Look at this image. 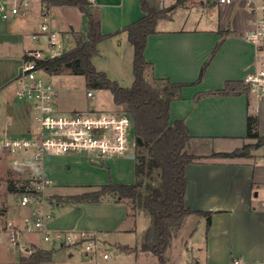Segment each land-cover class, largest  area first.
<instances>
[{"label": "crops", "instance_id": "0c3cea01", "mask_svg": "<svg viewBox=\"0 0 264 264\" xmlns=\"http://www.w3.org/2000/svg\"><path fill=\"white\" fill-rule=\"evenodd\" d=\"M37 1L41 8L40 0ZM147 1L149 3V0ZM93 2L96 8L93 12L100 19L101 31L104 34H111L98 46L101 45L104 52L112 49V67L124 68L127 64L129 67L131 63L133 64V45L124 28L144 15L139 1L93 0ZM159 2L158 9H166L173 6L176 0H159ZM151 6L157 8L153 4ZM171 13L176 16L173 17ZM167 14L169 15L167 18L158 20L157 32L148 35L144 55L152 63L153 76L184 84L180 97L170 102L169 119L171 122L176 119L184 121L190 135L187 151L204 156L202 161L186 166L187 188L184 201L192 209L212 212L208 228L205 217L198 213L190 214L185 218L178 232L180 235V231L186 229V232H183L184 239L180 243L181 247L184 246L179 250L181 261L172 263L221 264L217 262L219 258L215 257V254L226 250L230 252L231 264L233 258H239L242 262L264 261V210L257 208L258 200L262 197L260 191L264 188V150L261 151L264 144L252 147L245 157L227 158L214 155L233 150L222 149V144L225 142H233L235 148L255 142L254 138L246 136L248 116L255 117L256 131L259 135H264V101H259L249 91L240 88H233L228 93H215V90L224 87L226 82L242 83L243 76L252 68L254 46L242 37L250 28V16L245 10L233 5L206 7L196 4L193 0H186L184 4L172 7ZM35 15V11H29L28 21L22 20L18 15H11L12 22L8 30L0 18V36L6 35L17 43L13 55L20 59L26 48L35 47V44L32 46L26 37L29 32L33 33L37 30V27L31 28V31L27 28L28 25L35 24H28ZM78 32L84 34L87 31ZM209 58L210 61L201 79H198L203 64ZM94 59L96 62L102 61V59L106 60L107 56L106 58L95 56L93 63ZM105 69L107 71L108 67ZM19 71L20 64L7 77L12 92L11 96L8 94L4 99L6 105L0 109V129L6 126L8 120L13 121L16 115L23 117L18 131L25 125L27 108L23 102L14 97L11 83ZM76 105L64 104L61 108L58 104L59 108L65 111L85 108L84 105ZM13 106H16L14 116L9 112ZM253 106L258 107L257 111L252 110ZM113 107H115L114 103L110 108ZM215 143L221 147L216 148ZM130 155L131 153L108 157H98L93 153L46 155L43 165L44 174L50 182L53 171L49 166V157L57 156L63 159L68 169H75L77 172L62 186L55 188L69 190L68 193L55 192L53 195L56 198L53 196L43 202L65 207V211L56 216L48 211L52 216L47 220L48 223L46 222L47 227H72L85 233L96 231L99 236L102 234L112 238L118 246L116 247L118 252L146 253L139 249L144 230L134 239V244H129L130 241L127 239L124 241L126 243H123V237L135 232V220L139 213H143L142 211L135 216L128 215V206L122 202L64 201L69 195L91 190L100 183H107L109 179L118 183H132L135 176L129 180L118 170V164L126 162L125 159ZM131 165L134 170V163ZM16 201L18 203V200ZM3 203L0 202L2 208L0 225L7 221V209L5 204L4 207L2 206ZM73 211L76 214L75 222L69 219ZM191 219L193 224H187ZM102 239L101 241H105L104 237ZM189 242L191 245L188 248ZM31 245L38 249L54 250L52 259L56 251L62 249L54 248L53 245L39 246L35 242ZM122 246L136 250L122 251ZM63 248L72 249L75 246ZM231 248L236 254L232 253ZM11 249L9 247V250ZM193 250L200 253L195 258ZM82 253L85 257L84 251ZM199 256L200 259L197 258ZM52 259L43 263L50 264ZM18 264H21L20 261Z\"/></svg>", "mask_w": 264, "mask_h": 264}, {"label": "trees", "instance_id": "16d2710c", "mask_svg": "<svg viewBox=\"0 0 264 264\" xmlns=\"http://www.w3.org/2000/svg\"><path fill=\"white\" fill-rule=\"evenodd\" d=\"M138 1L144 15L124 28L133 45V81L130 86H122L110 79L104 71L97 70L92 62L93 57L99 54L98 44L111 35L101 31L99 17L88 8L92 0H40L43 10L52 6L78 8L86 15L87 32L76 33L74 45L70 49L53 58L39 60L38 64L50 75H83L87 89L108 90L114 105L129 113L134 120L135 181L118 183L109 179L107 183L91 190L69 195L64 201L99 203L104 197H110L113 202L126 204L130 211L128 215L135 216L143 211L149 218V225L141 236L139 249L153 253L157 264H174L168 261L166 251L178 235L185 218L198 213L205 217L208 228L212 212L192 209L184 201L186 166L204 159L202 155L187 151L190 135L184 121L176 119L171 122L169 119L170 102L180 97L184 84L153 76L152 63L146 59L144 50L148 35L157 32L158 20L167 15L169 9L184 4L186 0H176L173 6L166 9L155 8L147 0ZM209 61L210 58L203 64L198 79H201ZM233 88L248 91L243 82L230 81L215 90V93H228ZM255 125V117L248 116L246 136L254 138V143L214 155L245 157L248 155L246 147L263 145L264 135L258 134ZM7 184V191H17L14 180H9ZM69 246L71 244H62L60 248ZM121 250L131 252L136 248L122 246ZM53 252L35 249L28 256L21 255L19 261L21 264L48 262Z\"/></svg>", "mask_w": 264, "mask_h": 264}, {"label": "built area", "instance_id": "2783aa9c", "mask_svg": "<svg viewBox=\"0 0 264 264\" xmlns=\"http://www.w3.org/2000/svg\"><path fill=\"white\" fill-rule=\"evenodd\" d=\"M29 1L0 0V16L6 19L11 15L25 14ZM193 1L206 7L233 5L248 12L250 28L242 37L254 46V57L252 68L243 76L242 82L259 101H264V0ZM48 12L49 9L41 8L44 18ZM31 39L35 47L24 50L20 71L11 81L14 97L26 105L30 124L17 135L10 134L5 127L0 129V168L15 172L13 178L19 204L27 206L35 202L38 206L32 211L33 221L25 218L18 224L7 220L0 225V233L7 234L9 241L16 244L17 232L38 231L44 240L53 244L83 245L87 264H100L98 253L101 242L95 232L89 233L92 236L88 238L86 233L76 236L47 227L46 222L51 214L43 208V194L51 182L44 174V159L48 154L93 153L98 157L130 154L134 152V142L129 140L134 120L120 107L118 110L115 107L76 111L60 109L55 88L49 79L43 77L48 73L38 61L58 56L65 49L50 22L45 20L31 33ZM43 52L47 56H43ZM86 95L93 97L94 94L89 89ZM257 109V106L252 108L254 111ZM257 208L264 210V195L258 200ZM24 250L29 254L33 251L26 247ZM101 257L108 259L109 254L103 252ZM232 264H264V261L242 262L239 258H233Z\"/></svg>", "mask_w": 264, "mask_h": 264}, {"label": "rangeland", "instance_id": "374dc122", "mask_svg": "<svg viewBox=\"0 0 264 264\" xmlns=\"http://www.w3.org/2000/svg\"><path fill=\"white\" fill-rule=\"evenodd\" d=\"M1 1L5 2V0H1ZM149 3L159 8L158 6L160 4L159 0H149ZM88 8L92 11H95L96 10L95 3L93 2L91 5H89ZM30 9L32 11H35L36 15L32 18V22L28 23V24H31V23H35V24L32 26L28 25L27 27L28 30L31 31V28H34V27L38 28L40 22L43 20L50 22L52 30H54L57 33V38L61 42L65 50L70 49L74 45V35H76L78 31H84V32L87 31L86 15L76 7L52 6L51 8H49L48 15L44 18V16L41 15V8H40L38 1L30 0L28 10L26 11V13L23 15L20 13L16 15H18L19 18L21 17L22 20L28 21L30 20V18L28 17L29 11H31ZM207 13H210V12H207ZM211 13H214V12L211 11ZM172 15L173 17L176 16L174 14ZM203 15L205 16L206 14H203ZM167 16L169 15L167 14L161 17L160 19L167 18ZM10 17L11 16L4 19L0 16V18L2 19V24H5V26L7 27V30L12 22V20H10ZM161 22L164 23V21H161ZM27 35H28L26 36L27 41L33 46L34 42L31 39V33L29 32ZM16 44L17 43L11 41L10 38H8L6 35L0 36V109H2L6 105V102H4V99L7 98L8 94L11 96V92H12V86L9 85L7 81L8 74L13 72L16 69L17 65L21 63V59L16 57V55H13L14 51L17 49ZM101 47H102L101 45L98 46L99 54L97 56L100 55V56H103V58H106L107 56V59L106 60L102 59V61L97 60V62L94 59L93 64L95 68L97 70H102V71L104 70L106 75L110 79L116 80L118 84L122 86H130L133 81V64L131 63L129 67H128L129 64H127L124 66V68L123 67L122 68L112 67L113 66V62L111 58V56H113L112 49L111 51L107 49V52L106 51L104 52ZM43 56H47V53L43 52ZM92 62H93V59H92ZM105 67H108L107 71ZM43 77L45 79H49V81L54 86L56 96H57V103L59 104L61 108L63 107L64 104H73V105L77 104L78 106L84 105L85 106L84 109H87V107L95 108V109H107V108H110L113 104L111 93L108 90L90 89L94 95L93 97H87L86 91L89 89H87L85 86V80H84L83 75L67 74V73L56 74V75L43 74ZM9 112L10 113L12 112V115L14 116L16 112V106L15 107L13 106L12 110L10 109ZM19 112L21 111L19 110ZM22 119L23 117L21 115H16L14 116V120L13 121L10 120V123L4 127L7 129V131L10 134L17 135L30 124L29 115L27 114V118H24V122H25V125H23L24 127L20 128V130L18 131L21 125ZM129 140L131 143H133L135 140L134 127L131 128L130 130ZM214 145L216 148L221 147L218 143H215ZM222 145H223L222 149H225V150L226 149L232 150L235 148L234 146L235 144L233 142H225V144H222ZM251 148L252 147H246L245 149L247 151H250ZM262 150H264V147L261 149V151ZM133 151H135V148ZM125 161L126 162L124 163L118 164L119 165L118 170L120 174H123V176L128 177L127 179L131 180L135 176V172L131 164L134 163L135 165V161L132 158L131 159L126 158ZM65 164L66 162H64L63 159L57 156L49 157V166L52 169L53 173H51V176H50L51 185L45 188V191L43 194V198L45 199V201L48 198L49 199L53 198V196H55L53 195V193L55 192L59 194L69 192V190L55 189V188H58L59 185L62 186L63 183H66L68 179H71L75 174H77L75 169H68L67 165ZM116 167H115V171L117 170ZM13 173L15 172L12 170L3 171V169L0 168V202H4L2 204L3 207H4V204L6 206L7 220H10L14 223H22L23 220L27 218L29 221H33L34 214L32 213V211L38 205L37 204L35 205V202H30L27 206L19 205V203H17L16 201L18 198V194L16 192L7 191V186H8L7 183L9 182V180H15L13 178ZM134 181H135V177H134ZM67 183H70V182H67ZM126 183H130V182H126ZM73 191H70V192H73ZM260 195L262 196L264 195V188L261 189ZM103 200L111 201L112 198L104 197ZM43 208L46 211L50 210V212H52L54 216L60 214L62 211H65L64 210L65 207L62 208L61 206H57L55 204H49V203H44ZM0 209L2 208L0 207ZM144 214L145 213L143 212L137 215L136 220H135V232L129 233L127 236L123 237L124 238L123 243H126L124 241L127 239L130 241L129 244H134V239L137 238L138 234L141 231L145 230L146 226L148 227L149 218L146 214L145 215ZM75 216L76 214L73 211L69 215V219L75 222L76 221ZM5 222L3 223L5 224ZM3 223L2 225H4ZM187 224H190V225L193 224L192 219L189 220ZM49 229L60 230L62 232H69L71 234H75L76 236H79L81 232H83L82 230L72 228V227H69V228H60V227L52 228L51 227ZM184 231L186 232V229H184ZM184 231H180L181 232L180 235H178L175 239L173 238L171 245L166 251V257H168V260H170L171 262L181 261L180 260L181 255L179 254V250L180 248L184 247V246L181 247V244H180L181 241L184 239V236H183ZM93 232H95L98 235L97 237L101 242L100 243L101 249L98 253V260L100 264H139V262L141 264H157V258L153 253L146 252V253H136L135 254V253L118 252V249L116 248L118 246H116V243L113 241L112 238H109L108 236H103L102 234H100L99 236V234L96 231H93ZM93 232L90 231L86 233L87 235L85 236L89 238L90 236H92L89 233H93ZM102 237H104L105 241H101L103 240ZM16 239L18 243L12 244L9 241L7 234L0 233V264H18L19 258L21 255H24V256L29 255V253H27L25 250L23 251L25 247L27 249L31 248L32 250L38 249L37 247L31 245L32 242H35L37 245L44 246V247H51V245H53L54 248H58V247L60 248L61 246L58 243L53 244L51 241L44 240L42 238V233L38 231L17 232ZM131 239H133V241ZM190 245L191 243L189 242L187 245L188 248L190 247ZM9 247H12V249L9 250ZM57 251L54 254L53 259L50 262V264H87V259L82 255L83 245L72 248V249L62 248L60 251H58V253ZM231 251L232 253L234 252L232 248H231ZM103 252H106L107 254H109L108 259H102L101 255ZM193 252H195V250H193ZM196 252L195 254H193L194 258L197 254H200L199 252L198 253ZM234 254L236 253L234 252ZM215 257L219 258L217 262H220L221 264H231L230 252H228V250H226L223 253L217 252L215 254ZM197 258L200 259V256ZM40 264H45V263H40Z\"/></svg>", "mask_w": 264, "mask_h": 264}, {"label": "water", "instance_id": "95a60500", "mask_svg": "<svg viewBox=\"0 0 264 264\" xmlns=\"http://www.w3.org/2000/svg\"><path fill=\"white\" fill-rule=\"evenodd\" d=\"M166 96H168L169 94H165ZM115 109L118 110L119 106L115 105ZM132 124L134 125V122H132ZM129 158L134 159L135 158V152H132L131 155L129 156Z\"/></svg>", "mask_w": 264, "mask_h": 264}]
</instances>
